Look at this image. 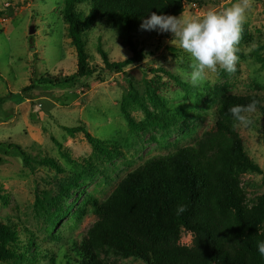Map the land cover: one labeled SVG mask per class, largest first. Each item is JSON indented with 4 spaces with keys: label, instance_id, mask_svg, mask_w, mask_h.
<instances>
[{
    "label": "rangeland",
    "instance_id": "obj_1",
    "mask_svg": "<svg viewBox=\"0 0 264 264\" xmlns=\"http://www.w3.org/2000/svg\"><path fill=\"white\" fill-rule=\"evenodd\" d=\"M234 2L196 0L185 3L181 14L200 17L208 10L223 11ZM263 3L250 0L235 73L218 69L209 73L203 84L193 86L178 74V70H192L191 59L173 35L142 29L134 41L145 58L126 67L127 74L109 71L98 53V44L111 61L132 53L121 43L116 28L100 21L83 33L87 67L93 74L77 77L75 84L58 86L57 82L77 76V55L62 15L63 0H0V141L19 144L36 159L53 157L64 168L58 174L35 161L26 165L20 157L0 150V219L17 225L19 242L13 247L27 256L23 262L1 264H73V245L97 219L88 196L103 202L128 172L146 160L194 144L214 127L222 94L255 93L260 98L253 125L243 128L236 123V128L246 153L263 171L241 176L247 195L253 200L262 193ZM78 9L88 11L84 4ZM31 26L33 32H29ZM157 66L187 84L177 87L168 76L152 73L150 67ZM127 78L139 90L144 105L157 115L159 120L154 125L147 123L139 130L128 126L123 106L136 121L145 116L127 95ZM153 79L164 107L147 99V81ZM77 125H84L93 136L108 142L111 156L95 152L82 133L71 136L64 129ZM43 189L52 201L36 204L37 190ZM192 239L191 232L182 231L181 244L191 245ZM118 262L145 264L133 257H118Z\"/></svg>",
    "mask_w": 264,
    "mask_h": 264
},
{
    "label": "trees",
    "instance_id": "obj_2",
    "mask_svg": "<svg viewBox=\"0 0 264 264\" xmlns=\"http://www.w3.org/2000/svg\"><path fill=\"white\" fill-rule=\"evenodd\" d=\"M195 1L63 0L62 15L77 55V76L57 82L58 86L75 84L77 77L93 74L87 67L83 33L96 23H111L121 43L132 53L123 60L111 61L98 44L105 68L127 74L125 68L140 63L146 55L134 41L143 20L153 12L178 16L185 3ZM81 4L87 6V13L78 9ZM150 71L168 76L177 87L187 84L165 67H150ZM126 82L128 97L145 116L136 121L123 106L128 126L139 130L147 123L154 125L159 120L157 115L144 105L133 81L127 78ZM154 83V79L147 81V99L164 107ZM253 99L260 101L255 93L222 94L214 127L194 144L146 160L128 172L103 202L88 196L97 219L82 240L73 245V264H121L118 257L137 258L145 264H264V257L257 250L258 243L264 241V191L250 200L241 179L245 173L263 171L246 153L229 111L232 106L247 105ZM64 129L71 136L82 133L95 152L111 156L110 144L93 136L84 125ZM54 141L61 149L62 145ZM0 150L20 157L26 165L35 161L58 174L64 172L57 159H36L17 143L0 141ZM63 156L69 158L67 154ZM48 194L45 189L37 190L36 204L51 202ZM179 205H184L186 211L177 215ZM183 230L192 233L191 245L180 243ZM18 242L17 225L0 219V264L27 258L13 247Z\"/></svg>",
    "mask_w": 264,
    "mask_h": 264
},
{
    "label": "clouds",
    "instance_id": "obj_3",
    "mask_svg": "<svg viewBox=\"0 0 264 264\" xmlns=\"http://www.w3.org/2000/svg\"><path fill=\"white\" fill-rule=\"evenodd\" d=\"M250 7V0H236L223 11L208 10L200 17L158 15L153 12L140 27L144 31L173 35L179 47L191 59L192 70H178V74L193 86H198L207 80L209 73H215L218 69L229 74L237 71L240 59L237 55L238 45ZM259 106L260 101L253 99L247 105H234L229 111L239 126L249 128L254 123V114ZM185 211L186 207L179 205L176 214ZM257 250L264 257V241L258 243Z\"/></svg>",
    "mask_w": 264,
    "mask_h": 264
},
{
    "label": "water",
    "instance_id": "obj_4",
    "mask_svg": "<svg viewBox=\"0 0 264 264\" xmlns=\"http://www.w3.org/2000/svg\"><path fill=\"white\" fill-rule=\"evenodd\" d=\"M34 31V27L31 26L30 29H29V32H33Z\"/></svg>",
    "mask_w": 264,
    "mask_h": 264
}]
</instances>
